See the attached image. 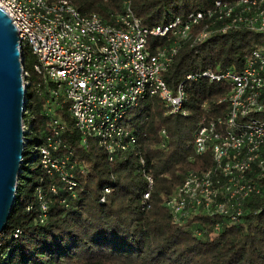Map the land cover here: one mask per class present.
Segmentation results:
<instances>
[{
    "label": "built area",
    "instance_id": "obj_1",
    "mask_svg": "<svg viewBox=\"0 0 264 264\" xmlns=\"http://www.w3.org/2000/svg\"><path fill=\"white\" fill-rule=\"evenodd\" d=\"M0 9L18 32L23 86L41 100L42 114L52 128L37 145V158L48 177H58L70 192L76 186L72 168L67 169L69 156L58 151L66 145L63 133H77L80 148L95 143L111 162L136 143L124 124L128 110L155 96L165 116L186 117V86L203 77L228 87L218 102L223 101L225 113L202 118L193 135L194 154L210 155L211 166L188 172L163 207L174 224L199 236L195 218L219 217L234 224L244 215L246 200L262 193L264 45L251 51L239 71L188 73L174 89L166 85L163 74L185 45L201 44L212 34L237 28L264 32V0L215 1L206 11L151 28L134 16L130 0H123L122 12L112 23L97 14H80L67 0H0ZM157 40L164 43L155 45ZM26 51L32 58L30 70L24 68ZM23 126L25 135L28 129ZM140 163L144 165L142 159ZM80 173L86 169L80 168ZM147 180L145 200L153 186L150 175ZM57 192L54 184L45 193L36 190L40 222L47 215L46 198ZM218 229L216 223L215 232Z\"/></svg>",
    "mask_w": 264,
    "mask_h": 264
},
{
    "label": "trees",
    "instance_id": "obj_2",
    "mask_svg": "<svg viewBox=\"0 0 264 264\" xmlns=\"http://www.w3.org/2000/svg\"><path fill=\"white\" fill-rule=\"evenodd\" d=\"M67 1L80 14H97L107 23L122 12L123 0ZM215 1L235 0H130V6L141 24L151 28L206 11ZM153 42L161 45L164 40ZM260 45L264 32L237 28L212 34L201 44L185 45L163 80L174 89L188 73L239 71ZM24 55L28 58L24 68L30 70L32 58L27 51ZM227 91L228 87L203 77L188 83L186 117L165 116L160 100L146 97L127 111L124 120L136 137L135 146L111 162L95 143L80 148L77 133H63L60 137L66 145L58 151L69 156L67 169L72 168L76 182L70 192L58 177H48L40 163L34 165L38 150L31 162L28 159L29 147L39 145L52 128L42 114L41 100L27 90L23 165L7 226L0 233V264H264V180L262 193L246 200L245 213L236 223L219 217L195 218L199 236L174 224L162 205L188 172L211 166L210 155L194 154L193 135L202 118L225 113L223 101L218 102ZM63 116L68 118L66 113ZM83 167L85 174L80 173ZM148 175L153 186L145 200ZM51 184L58 192L46 198L48 211L40 222L35 193L37 189L45 193Z\"/></svg>",
    "mask_w": 264,
    "mask_h": 264
},
{
    "label": "water",
    "instance_id": "obj_3",
    "mask_svg": "<svg viewBox=\"0 0 264 264\" xmlns=\"http://www.w3.org/2000/svg\"><path fill=\"white\" fill-rule=\"evenodd\" d=\"M17 46L18 32L0 9V233L7 226L17 194L25 148L23 115L27 96Z\"/></svg>",
    "mask_w": 264,
    "mask_h": 264
},
{
    "label": "rangeland",
    "instance_id": "obj_4",
    "mask_svg": "<svg viewBox=\"0 0 264 264\" xmlns=\"http://www.w3.org/2000/svg\"><path fill=\"white\" fill-rule=\"evenodd\" d=\"M37 150H38V146H36L35 144H33V145H31L29 147V153H30V155H29L28 159H29L30 162L32 161V159L36 155ZM33 163H34V165L39 166V161L38 160L33 161Z\"/></svg>",
    "mask_w": 264,
    "mask_h": 264
}]
</instances>
